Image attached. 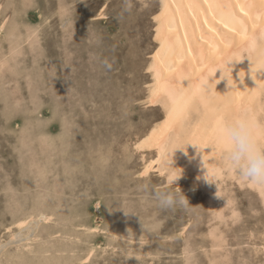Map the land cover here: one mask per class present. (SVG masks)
Wrapping results in <instances>:
<instances>
[{
  "label": "rangeland",
  "instance_id": "rangeland-1",
  "mask_svg": "<svg viewBox=\"0 0 264 264\" xmlns=\"http://www.w3.org/2000/svg\"><path fill=\"white\" fill-rule=\"evenodd\" d=\"M160 2L0 0V264H264L257 186L143 173L157 155L135 144L163 116L146 102ZM157 190L189 203L162 209Z\"/></svg>",
  "mask_w": 264,
  "mask_h": 264
},
{
  "label": "bare ground",
  "instance_id": "bare-ground-1",
  "mask_svg": "<svg viewBox=\"0 0 264 264\" xmlns=\"http://www.w3.org/2000/svg\"><path fill=\"white\" fill-rule=\"evenodd\" d=\"M154 19L156 46L147 65L151 81L147 87L149 89L146 102L150 107L160 106L163 109V116L155 121L139 140L136 138L138 140L135 144L136 150L138 148L141 151H155L157 155L154 160L145 164L146 168L144 167L143 173L147 175L156 164L159 170L157 173L167 174L168 161L173 159L166 151L167 145L177 139L190 140L201 144L204 150L200 152L194 145H188L187 152L183 149L177 150L174 154L175 166L178 167L177 173L181 175L182 170L187 168L189 172L195 173L194 175L200 180L203 190L207 191L211 184L205 179L207 169V175L211 181L217 178L220 181L219 178H223L220 176H224L226 172L230 177L235 175L234 171L227 168L221 153L212 150L210 146L214 142V129L218 123L238 116H246L258 128L264 129V72L261 71L264 69V0H161ZM4 22L6 24L5 20ZM229 58L237 60L233 62L232 73L237 87L232 91H230L227 78L222 79L221 77L222 70H218L220 67H225L227 72L225 61ZM4 62V60L1 62L3 66ZM252 67L256 80L252 78ZM240 71L245 72L242 82L239 79ZM256 82L262 86L256 87ZM257 187L264 195V188ZM37 216H42L46 220L50 219V216L43 212ZM35 219L34 215L29 214V216L19 218L16 223L19 227L24 226L29 229L28 221L34 222ZM97 227H92V230ZM224 246L226 245L224 244ZM93 252L94 248H91L85 256V260L88 261ZM227 252L229 253V251Z\"/></svg>",
  "mask_w": 264,
  "mask_h": 264
},
{
  "label": "clouds",
  "instance_id": "clouds-1",
  "mask_svg": "<svg viewBox=\"0 0 264 264\" xmlns=\"http://www.w3.org/2000/svg\"><path fill=\"white\" fill-rule=\"evenodd\" d=\"M251 59V58H250ZM235 59L229 58L225 61V67H220L222 70V79L227 78L230 91L237 87L236 81L233 79V62ZM110 67V65L108 66ZM252 78L254 69L252 67ZM264 72V69H261ZM245 77V72H239V79L242 82ZM235 81V82H233ZM256 87H261L257 83ZM228 91V92H230ZM194 145L198 147L200 152H203L204 147L193 141L173 140L167 147V153L173 157L168 161L167 183L175 184L181 177L177 173L178 167L175 166L174 154L177 150L183 149L187 152V146ZM212 150L221 153L222 158L230 171H234L245 182L264 188V129L258 128L253 121L246 116H238L229 120H223L218 123L214 129V142L210 145ZM208 173V169H207ZM205 179L212 182L208 175ZM154 199L158 206L162 209H173L177 206H186L189 201L184 194L173 191H155ZM143 228L145 225L142 222Z\"/></svg>",
  "mask_w": 264,
  "mask_h": 264
}]
</instances>
